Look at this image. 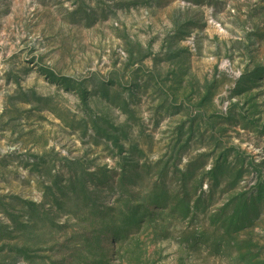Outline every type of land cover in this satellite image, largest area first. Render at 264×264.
I'll list each match as a JSON object with an SVG mask.
<instances>
[{
  "label": "rangeland",
  "instance_id": "rangeland-1",
  "mask_svg": "<svg viewBox=\"0 0 264 264\" xmlns=\"http://www.w3.org/2000/svg\"><path fill=\"white\" fill-rule=\"evenodd\" d=\"M261 189L264 0H0V264H264Z\"/></svg>",
  "mask_w": 264,
  "mask_h": 264
},
{
  "label": "trees",
  "instance_id": "trees-1",
  "mask_svg": "<svg viewBox=\"0 0 264 264\" xmlns=\"http://www.w3.org/2000/svg\"><path fill=\"white\" fill-rule=\"evenodd\" d=\"M260 194L259 195H257V198H259V199H261V198H263L264 197V189H261L260 190ZM256 199H254L253 200V202H252V204L254 205V201H255ZM247 203V202H246ZM248 204V203H247ZM255 206V205H254Z\"/></svg>",
  "mask_w": 264,
  "mask_h": 264
}]
</instances>
